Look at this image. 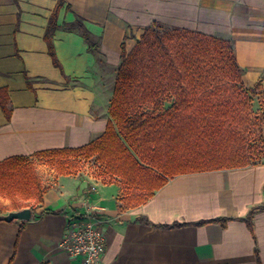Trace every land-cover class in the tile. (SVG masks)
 I'll list each match as a JSON object with an SVG mask.
<instances>
[{"label": "crops", "instance_id": "obj_1", "mask_svg": "<svg viewBox=\"0 0 264 264\" xmlns=\"http://www.w3.org/2000/svg\"><path fill=\"white\" fill-rule=\"evenodd\" d=\"M57 1L0 0V87L11 108L9 119L0 108V160L97 139L110 119L120 44L129 52L153 22L230 39L242 84L251 87L259 78L264 84V0H63L52 41L65 76L43 38ZM77 18L95 47L64 28ZM40 166L49 188L35 212H61H31L17 242L20 221L0 220V264H77L58 248L72 215L106 221L100 264H257L255 248L264 264V210L252 217L255 239L237 219L264 200V160L175 175L145 203L120 213L117 181ZM142 216L155 224L231 219L225 227L209 222L167 229L135 221Z\"/></svg>", "mask_w": 264, "mask_h": 264}, {"label": "trees", "instance_id": "obj_2", "mask_svg": "<svg viewBox=\"0 0 264 264\" xmlns=\"http://www.w3.org/2000/svg\"><path fill=\"white\" fill-rule=\"evenodd\" d=\"M62 3L56 2L43 38L53 65L65 76L52 41ZM64 28L79 33L89 48L96 46L81 18ZM120 47L110 119L104 132L80 147L50 148L0 160V216L25 207L31 209L33 217L61 212L51 208L35 212L49 185L30 157L63 175L77 173L85 158H93L103 178L118 179L119 213L145 203L175 175L258 164L254 159L260 147L249 138L261 137L264 97L259 113L252 110L251 102L263 86V78L248 88L242 84V68L230 39L185 28H161L153 22L129 52L123 42ZM166 102L169 104L165 107ZM0 108L9 119L11 108L5 87H0ZM258 210H264V200L237 218L254 239L252 217ZM230 219L155 224L142 216L135 221L169 229L209 222L225 227ZM23 226L24 221H20L16 242ZM254 252L257 264H262L256 248Z\"/></svg>", "mask_w": 264, "mask_h": 264}, {"label": "built area", "instance_id": "obj_3", "mask_svg": "<svg viewBox=\"0 0 264 264\" xmlns=\"http://www.w3.org/2000/svg\"><path fill=\"white\" fill-rule=\"evenodd\" d=\"M101 177L98 178L100 181ZM106 227V221L100 217L69 216L59 239L58 248L77 264H100L107 246Z\"/></svg>", "mask_w": 264, "mask_h": 264}, {"label": "rangeland", "instance_id": "obj_4", "mask_svg": "<svg viewBox=\"0 0 264 264\" xmlns=\"http://www.w3.org/2000/svg\"><path fill=\"white\" fill-rule=\"evenodd\" d=\"M257 92L258 94L255 95V96H252V102H251V106H252V110L255 112V113H259L260 112V108H261V105H260V100L264 97V84L263 86L259 87L257 89ZM168 102L165 103V107L168 106ZM249 141L250 143H254L256 144L258 147H260V150L258 151L260 154L259 155H256L255 157V161H257L258 163L262 162L264 160V126L262 128V133H261V137L260 138H257L255 137L254 135H251V137L249 138ZM133 153H135V151L132 149ZM30 160L35 164V167L38 171V173L41 175V178L43 180V178L46 179V176H45V173H44V169L42 171V167L40 165H44V164H41L39 163V159L35 158V157H30ZM86 162V164H85ZM84 164H85V167H84ZM46 167H48L47 165H44ZM98 167V164L95 162V160L93 158H85L84 162L82 163V167L81 169H83L82 171H85V173H89L92 175H94V177L96 179L100 178L103 174L100 173V169L97 168ZM101 181L104 182V183H109L111 181H116L118 179H116V177H112L111 179L110 178H103L101 177ZM118 182V181H117ZM3 200V202H7L4 198H1Z\"/></svg>", "mask_w": 264, "mask_h": 264}, {"label": "water", "instance_id": "obj_5", "mask_svg": "<svg viewBox=\"0 0 264 264\" xmlns=\"http://www.w3.org/2000/svg\"><path fill=\"white\" fill-rule=\"evenodd\" d=\"M4 221H12L17 219L19 221H27L31 218V209L25 207L19 210H12L0 216Z\"/></svg>", "mask_w": 264, "mask_h": 264}]
</instances>
